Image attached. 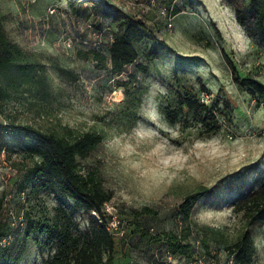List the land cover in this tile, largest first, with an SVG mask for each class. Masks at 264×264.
I'll return each instance as SVG.
<instances>
[{"label": "rangeland", "instance_id": "374dc122", "mask_svg": "<svg viewBox=\"0 0 264 264\" xmlns=\"http://www.w3.org/2000/svg\"><path fill=\"white\" fill-rule=\"evenodd\" d=\"M234 1L0 0L8 36L42 64L50 83L48 96L18 88L0 100V229L6 230L1 245L11 246L0 260L41 264L48 253L41 245L46 224H65L71 216L72 229L86 231L96 215L57 187L38 183L29 170L33 158L5 134L4 124L12 121L68 137L102 134L78 165L99 175L112 193L106 212L112 214L113 264H236L222 245L247 226L239 201L264 183V96L237 84L223 51L242 77L264 84V46L238 21L235 5L247 0ZM117 8L142 20L148 34L136 45L138 60L119 75L94 57L95 51L108 54L118 31ZM123 82L141 90L133 112ZM185 85L206 102L229 100V116L221 118L216 133L199 136L192 123L166 121L163 102L178 97ZM201 185L210 191L194 203L190 254L174 255L167 242L142 235V228L180 232L178 206ZM145 206L155 213H141ZM249 229L254 262L264 264V226ZM203 237H209L208 247Z\"/></svg>", "mask_w": 264, "mask_h": 264}, {"label": "trees", "instance_id": "16d2710c", "mask_svg": "<svg viewBox=\"0 0 264 264\" xmlns=\"http://www.w3.org/2000/svg\"><path fill=\"white\" fill-rule=\"evenodd\" d=\"M235 11L240 24L254 33L264 46V0H247L244 5H235ZM117 12L118 16L113 18L117 21L118 31L113 34L108 54L95 51L94 57L102 65L108 62L111 71L119 75L125 66L138 60L140 54L136 45L144 41L148 34L142 20L119 8ZM223 53L229 59L237 84L251 95L264 96V84L250 77H242L227 51L224 50ZM157 55V52L150 54L154 57ZM40 66L42 64L31 59L10 39L0 16V100L7 99L18 88L34 89L41 97L48 96L50 83ZM139 67L147 69V65L143 63H139ZM122 84L125 86L126 107L133 112L140 104L141 90L127 82ZM161 109L167 122L179 125L192 123L199 136L216 133L221 127V118H227L231 110L228 99L206 102L197 97L190 85L183 86L178 97L166 99ZM4 126L5 134L10 133L21 149L33 158L34 163L29 170L37 177L38 183L57 187L78 208L96 213L90 216L86 231H74L69 222L71 216H68L69 220L65 224H46L41 229V233L46 235L41 245L43 248L47 247L48 253L41 264H113L116 244L109 228L111 215L105 211V204L112 198V193L104 188L99 175L95 172H81L78 165V159L88 156L102 141V134L85 131L68 137L29 123L10 121ZM209 191L208 186L201 185L185 195L178 206V214L184 223L180 232L170 230L152 234L149 229L142 228V235L151 242H167L169 252L174 255L190 254L193 249L190 235L194 203ZM238 211L247 219V226L235 240L222 247L236 264H255L256 246L249 226L255 223L264 226V183L239 201ZM143 212L155 213L149 206H145L141 213ZM5 235L6 230L0 229L1 242ZM202 241L208 247L209 237H203ZM10 248L8 244L0 245V254H6ZM0 264L7 262L0 260Z\"/></svg>", "mask_w": 264, "mask_h": 264}, {"label": "built area", "instance_id": "2783aa9c", "mask_svg": "<svg viewBox=\"0 0 264 264\" xmlns=\"http://www.w3.org/2000/svg\"><path fill=\"white\" fill-rule=\"evenodd\" d=\"M105 209H106L105 211H108V209H107V203L105 204ZM110 215H111V218H112V214H110ZM0 245H1V241H0ZM165 264H167V263H165ZM168 264H171V262H168Z\"/></svg>", "mask_w": 264, "mask_h": 264}]
</instances>
